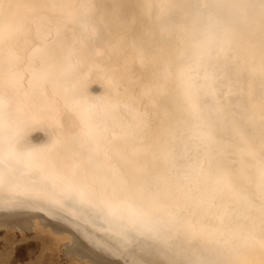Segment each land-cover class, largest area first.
Instances as JSON below:
<instances>
[{
  "label": "bare ground",
  "instance_id": "obj_1",
  "mask_svg": "<svg viewBox=\"0 0 264 264\" xmlns=\"http://www.w3.org/2000/svg\"><path fill=\"white\" fill-rule=\"evenodd\" d=\"M16 2L23 0H0ZM96 2L88 30L72 23L71 9L0 17V80H19L18 95L5 89L0 101V145L15 127L16 137L20 126L42 134L44 152L26 160L63 167L67 184L87 198V218L78 206L60 215L90 251L64 254L75 249L71 232L35 219L30 230L0 227V261L30 231L40 247L34 264H264V0H170L166 30L146 28L149 11L138 0ZM197 4L215 18L202 25L190 12ZM201 27L217 28L214 44L201 46ZM88 89L105 98L92 109L93 127L106 130L99 144L83 125L79 136L64 128L81 115ZM37 103L49 109L45 117L29 114ZM161 110L178 126L167 171L134 135L142 113ZM186 171L193 175L185 179Z\"/></svg>",
  "mask_w": 264,
  "mask_h": 264
},
{
  "label": "rangeland",
  "instance_id": "obj_2",
  "mask_svg": "<svg viewBox=\"0 0 264 264\" xmlns=\"http://www.w3.org/2000/svg\"><path fill=\"white\" fill-rule=\"evenodd\" d=\"M199 8H202V5L197 4L193 11L190 10V12L199 16L202 25L207 24L209 19L215 18V13L200 15ZM185 12L188 13L187 11ZM198 37L201 38V46L203 48L207 47L212 41L214 44L217 41V28L204 30L201 27ZM19 129L20 134L18 137L12 130V137L7 141V145H0V148H3L0 150V189L4 191V193H0V227L3 224H8L24 230H30L32 222L37 219L43 225H50L54 229L71 232L72 241H70L69 245L75 247V249H66L64 254H74L77 251L89 254L90 251H87L82 242L79 241V239L83 240L82 238H85L83 233L80 232L78 235L69 220L60 215H69L71 212H75L78 206L81 208L80 213L86 217L89 212L84 209L89 207L87 198L85 199V197L79 195L75 183L67 184L63 167L59 170L56 169L57 172H53L50 169H44L42 164L26 160L27 154H30L32 150L40 153L44 152L46 143L39 144L43 138L42 134L36 130H30L32 127L20 126ZM47 137L49 136L47 135ZM19 139H21L20 142ZM54 145L58 146L55 143L53 147L51 146L52 149L55 148ZM46 156L47 160L51 159V154ZM86 218L80 217L83 222H88ZM62 219L66 220L67 226L62 225ZM28 232L30 231H26V236L28 237L19 240L15 244L11 255L6 261L7 263L0 261V264H34L40 247L31 236V232ZM1 243L0 238V250L3 249ZM61 254L62 259H65L64 255Z\"/></svg>",
  "mask_w": 264,
  "mask_h": 264
},
{
  "label": "snow or ice",
  "instance_id": "obj_3",
  "mask_svg": "<svg viewBox=\"0 0 264 264\" xmlns=\"http://www.w3.org/2000/svg\"><path fill=\"white\" fill-rule=\"evenodd\" d=\"M220 2L221 0H202V3H204L205 6L210 3ZM170 5V0H160V3L158 4V18H154L153 16V10L157 7L155 0H138V3L135 6L145 8L149 11L148 20L146 21L147 29L159 28L161 30H166L171 27V25L165 22V13L168 11ZM97 6L102 7V5L98 4L96 0H23V2L0 4V17L4 14H9L16 21L21 18L19 17V13L22 10L58 12L63 9H71L72 23L77 25L81 30H88L90 26L96 23V19H92V13L96 10ZM113 6L119 8L127 5H122L120 0H115ZM262 8H264V5H262ZM196 23L197 21H192L189 27H195ZM5 31V26L0 22V39H3ZM8 31H13V26H9ZM132 33H130V36ZM8 62L12 71L13 68L20 63V57H16L15 60H9ZM18 85L19 80H17V84L14 86L10 75L6 83L3 80H0V101H3L5 98V89L18 95ZM84 96L82 113L79 117H68V123L65 125L66 134L69 136H79L83 134L82 130L80 133L76 132V129L83 125L89 129L87 135L91 137L94 142L99 144L103 139L106 130L93 127L92 109L97 104L102 105L105 102V98L103 96H96L92 89L86 90ZM28 111L30 115L45 117L48 114L49 109L47 106L37 103L34 107H30ZM141 115L142 124L134 129V135L139 136L143 142L148 144L153 159L161 169L167 171L169 165L173 162L175 155L176 130L178 126L166 122L167 113L164 110L155 113L146 112ZM191 127L196 131H199V126ZM165 133H167V135H164ZM60 138L61 137L58 134V139ZM52 155L55 158L56 152H53ZM85 155H87V153H85ZM261 163L262 176L260 194L261 203L264 204V160H262ZM193 171L184 172V178L187 179L191 177ZM151 202V199H149V203Z\"/></svg>",
  "mask_w": 264,
  "mask_h": 264
}]
</instances>
